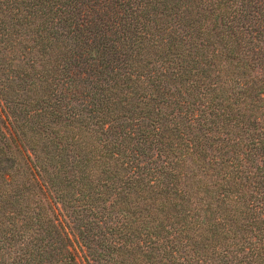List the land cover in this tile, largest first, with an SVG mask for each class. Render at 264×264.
Here are the masks:
<instances>
[{
    "label": "trees",
    "instance_id": "16d2710c",
    "mask_svg": "<svg viewBox=\"0 0 264 264\" xmlns=\"http://www.w3.org/2000/svg\"><path fill=\"white\" fill-rule=\"evenodd\" d=\"M74 243L264 264V0H0V264Z\"/></svg>",
    "mask_w": 264,
    "mask_h": 264
},
{
    "label": "rangeland",
    "instance_id": "374dc122",
    "mask_svg": "<svg viewBox=\"0 0 264 264\" xmlns=\"http://www.w3.org/2000/svg\"><path fill=\"white\" fill-rule=\"evenodd\" d=\"M9 130H11V129H9ZM74 248H75V251L77 252L78 256L80 257L81 264H86L83 260V251H82L81 247L77 243H74Z\"/></svg>",
    "mask_w": 264,
    "mask_h": 264
}]
</instances>
